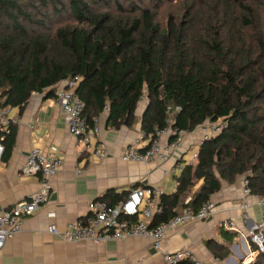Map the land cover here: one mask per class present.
Listing matches in <instances>:
<instances>
[{"label":"trees","instance_id":"16d2710c","mask_svg":"<svg viewBox=\"0 0 264 264\" xmlns=\"http://www.w3.org/2000/svg\"><path fill=\"white\" fill-rule=\"evenodd\" d=\"M19 1L0 0V21L6 22L0 30L1 108H23L33 92L53 98L54 86L79 77L76 95L83 102L82 117L88 128L101 115H105V128L131 125L143 96L147 99L141 116L145 136L155 127L163 128L169 117L173 127L186 133L205 121L224 119V130L205 141L194 163L182 169L176 191L162 197L163 212L154 216L153 225L176 216L185 207L182 196L200 182L187 204L194 212L222 185L234 184L240 177L252 195L264 198V13L256 9H264V0H223L247 13L252 31L248 47L233 31L227 7L210 14L204 23L213 35L216 27L225 29L227 38L209 42L170 24L160 31L149 15L129 22L98 12L112 0H39L51 6L56 16L68 15L72 24L47 36L32 35L20 23L31 20ZM195 18L190 16L189 29H194ZM175 107L179 111L170 115L168 109ZM14 138L13 128L0 133L1 161L8 160ZM118 197L111 190L99 200L113 205ZM221 235L229 243L237 236L227 231ZM250 247L257 255L249 264H264V234L262 250L254 244ZM206 248L216 259L227 256L226 249L213 240Z\"/></svg>","mask_w":264,"mask_h":264},{"label":"crops","instance_id":"0c3cea01","mask_svg":"<svg viewBox=\"0 0 264 264\" xmlns=\"http://www.w3.org/2000/svg\"><path fill=\"white\" fill-rule=\"evenodd\" d=\"M144 108L145 103L139 102L134 122L119 130L105 128V115L99 117L97 141L109 153L107 157L99 159L69 136L53 98H32L23 108L5 107L8 117L17 118L19 122L9 128L15 130L10 156L6 162L0 161V213L41 188L39 176L21 173L32 148L38 147L48 154L52 148L56 149L62 165L51 179L52 190L47 203L24 221L19 234L5 243L0 251V264H164L161 254L151 249L148 239L71 244L47 233V227L51 224L63 229L68 223L85 220L89 216L88 205L111 190L119 196L113 200V205L123 200L136 186H156L165 195L176 191L177 178L197 151L191 144L180 161L145 164L125 163L120 159L122 152L143 133L141 116ZM3 132L0 126V133ZM78 171L82 173L77 174ZM244 180V177H240L234 184L222 185L210 198L215 206L213 215L171 233L165 241L164 251L189 249L200 264H249L253 261L256 254L250 244L255 243L253 229L260 221L262 207L253 199H247L250 207L244 212L248 219H242ZM200 185L201 182L183 195L181 204L190 200ZM182 209L180 207L178 213ZM49 213H54V216L49 217ZM231 220L245 233V239L236 236L232 242H225L221 231L226 230L221 225ZM210 240L226 249L227 256L223 260L216 259L206 248Z\"/></svg>","mask_w":264,"mask_h":264},{"label":"built area","instance_id":"2783aa9c","mask_svg":"<svg viewBox=\"0 0 264 264\" xmlns=\"http://www.w3.org/2000/svg\"><path fill=\"white\" fill-rule=\"evenodd\" d=\"M80 82L79 77L66 78L59 82L52 89L54 91V102L60 116L63 118L70 137L82 144L83 149L94 157L103 159L109 155L103 144L97 141L100 132V123L95 121L92 128H88L83 117V102L76 95V88ZM43 93L33 92L30 99H41ZM147 104L143 96L140 103ZM170 115L179 111L178 107L168 109ZM17 118H10L5 108H0V126L5 132L11 125L17 124ZM225 120L205 121L196 130L195 134L186 133L172 125V119L166 120L163 128L155 127L154 132L148 136L141 133L134 143L125 149L120 159L125 162L138 163H166L170 160L180 161L191 144L196 148L187 165L195 161L199 147L205 142L218 136L225 128ZM187 140V141H186ZM97 141V142H96ZM3 154V147L0 144V161ZM62 165V159L58 156L56 149L52 148L50 153L34 147L27 155L25 164L21 169L22 175L39 176L41 188L26 199L16 202L13 207L0 213V251L5 243L19 234L24 221L33 215L41 206L48 201L52 190L51 179L58 173ZM78 171L77 174H81ZM179 185L175 182V187ZM165 192L156 186L137 187L129 191L127 196L114 205L103 200L92 201L88 205L89 216L85 220H76L68 223L63 229L51 224L47 227V233L65 243H106L109 241H124L130 238L148 239L151 249L161 254L164 264H181L190 262L200 264L189 249H181L175 252H165L164 244L168 236L188 224L202 222L209 219L215 210L214 204L207 200L199 209L194 212L188 206V201L181 213H178L168 221L159 222L153 225L154 216H160L163 212L162 197ZM243 202L241 203L242 219H248L245 213L250 207L247 199H253L257 205L262 207L260 221L254 226L255 243L262 246L264 234V198L252 195L247 188L246 181L242 189ZM245 211V212H244ZM53 217L54 213H49ZM244 225V224H243ZM226 231L235 233L242 239L246 238L235 221L231 220L221 225ZM257 254V252H254Z\"/></svg>","mask_w":264,"mask_h":264},{"label":"rangeland","instance_id":"374dc122","mask_svg":"<svg viewBox=\"0 0 264 264\" xmlns=\"http://www.w3.org/2000/svg\"><path fill=\"white\" fill-rule=\"evenodd\" d=\"M219 1L220 3L216 4L211 0H206L208 3L206 4L205 2H200V0H112L108 4L103 5L98 12L108 14L115 20H127L129 22L134 19L141 20L142 16L149 15L150 22L157 25L160 31L170 24V27L181 29L188 36L195 34L196 37L210 42L212 40L222 41L227 38L228 34L225 29L215 26L217 34L213 35L212 32H209L204 27V23L210 14L212 15L220 8L225 9L227 7L230 19L235 25L233 31L240 33L247 47L250 46L249 38L252 36V31L251 27L248 26L250 19L246 16L247 13L239 6L232 5L223 0ZM19 3L22 5V10L27 15V18L31 20L30 24L24 21L20 23L32 35L40 34L47 36L58 27L72 24L68 15L60 14V16H56L57 13L52 10L51 6L47 4L43 5L39 0H20ZM256 9L259 14L264 13V9L257 7ZM191 15L196 17L194 29L193 27L192 29L188 28ZM35 23H41L43 26H38ZM5 26L6 22L1 20L0 30ZM199 47L201 50L205 49L202 44ZM195 133L194 131L189 134L193 135ZM258 241L254 245L257 246L258 250H262V246Z\"/></svg>","mask_w":264,"mask_h":264}]
</instances>
